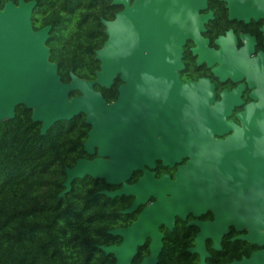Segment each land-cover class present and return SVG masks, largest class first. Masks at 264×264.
<instances>
[{
    "label": "water",
    "instance_id": "water-1",
    "mask_svg": "<svg viewBox=\"0 0 264 264\" xmlns=\"http://www.w3.org/2000/svg\"><path fill=\"white\" fill-rule=\"evenodd\" d=\"M226 2L229 17L243 19L264 18V0H219ZM122 5L112 20L101 19L107 39L95 50L100 68L94 79H83L70 73V81L62 82L57 64L49 60L46 45L51 26L35 30L31 22L35 0L7 1L0 7V121L13 118L15 107L23 104L31 109L33 121L41 123L44 134L59 120L85 115L90 125L83 149L93 159L79 158L72 167L65 168L63 195L76 178L86 175L103 179L107 184L120 186L104 189L108 197H134L124 213L135 211L137 218L125 227L109 230L121 237L118 245L101 246L113 254L114 264H133L138 247L150 239L149 254L138 264H157L162 249L163 234L159 226H173L175 215L184 218L192 211L199 215L206 209L215 213L213 221L197 222L200 232L192 251L200 253L201 262L207 254L204 239L211 237L219 248L222 233L229 225L247 228L240 238L264 245V100L250 104L241 115L243 126L250 132L238 131L227 141L213 140L208 134L215 127H226L219 116L227 102L206 121L205 101L187 100L186 120L190 129L186 137L167 135L157 142L151 129L168 127L173 123L167 116L182 109V88L173 71L180 67L182 43L193 37L202 44L199 32L211 14L200 15L207 0H112ZM264 29V26H263ZM204 41V40H203ZM120 75L124 82L115 101L108 102L94 86H112ZM264 82V77L262 78ZM192 90H194L192 88ZM79 94L70 97V92ZM197 94V92H196ZM264 96V92L263 95ZM168 106L162 110L164 120L151 121V106ZM196 107L197 119L189 115ZM171 149V151H169ZM189 152L199 163L181 168L178 180L170 183L166 177L151 180L150 174L134 184H128L133 170L153 157ZM172 191L174 194H164ZM152 193V194H151ZM150 197L154 200L148 204ZM236 264H264V250L253 253L249 262Z\"/></svg>",
    "mask_w": 264,
    "mask_h": 264
},
{
    "label": "trees",
    "instance_id": "trees-1",
    "mask_svg": "<svg viewBox=\"0 0 264 264\" xmlns=\"http://www.w3.org/2000/svg\"><path fill=\"white\" fill-rule=\"evenodd\" d=\"M7 1L0 0V7ZM35 1L32 26H51L46 45L61 81L69 82L71 72L94 79L100 68L95 50L107 39L101 19L112 20L122 5L112 0ZM94 88L108 102L116 96L115 85ZM78 94L72 91L70 97ZM31 114L19 104L13 118L0 121V264H114L113 254L101 246L118 245L121 237L109 230L137 218V211L123 212L132 196L108 197L101 191L115 186L88 175L74 179L60 195L65 168L79 158H92L82 145L90 125L81 113L56 121L41 134V123ZM168 245L165 241L157 264H170L165 260L172 249ZM147 253V244L140 246L133 264Z\"/></svg>",
    "mask_w": 264,
    "mask_h": 264
},
{
    "label": "flooded vegetation",
    "instance_id": "flooded-vegetation-1",
    "mask_svg": "<svg viewBox=\"0 0 264 264\" xmlns=\"http://www.w3.org/2000/svg\"><path fill=\"white\" fill-rule=\"evenodd\" d=\"M209 13L211 16L204 21L203 29L198 34L202 44L193 37L185 38L182 43L180 67L173 70L177 75V82L182 88L180 96V100L183 102L182 109L167 116V120L173 123V129L168 127L151 129L150 132L157 142H161L167 135H172L175 138L176 135L186 137L190 129L197 132L194 126H187L188 122L185 118V102L187 100L191 103L194 102L196 95L197 100L201 99L200 95L205 98L209 97V100L205 101V113L201 115L206 121H209L215 112H218L222 103L227 102L224 110L219 111V116L225 124H230V126L215 127L208 132L213 140L222 142L227 141L229 137L240 130L250 132L247 127L243 126L241 115L247 113L250 104L264 100V96H262L264 92L262 80L264 77V18H250L247 21L230 18L226 2L219 0H207L206 7L198 11L200 15ZM122 84L124 82L118 75L112 84V86L115 85L116 92L112 101L117 100ZM162 110L167 111L169 107L151 106V121L145 125L144 130H149L151 124L164 120L165 116L162 115ZM188 112L189 115L194 116L193 122L195 123L197 119L196 107L194 106ZM91 156L92 158L86 159H93L97 154L94 153ZM166 157L167 155L153 157L151 164L144 163L133 170L127 183L138 182L145 173L150 174L151 180L160 181L161 178L166 177L170 183H175L181 168H186L189 163L195 166L199 165L189 152L169 156V160H166ZM119 187L115 186L111 190ZM164 194L174 193L166 191ZM133 199L134 197H132L131 203ZM153 200L154 198L150 197L146 204ZM143 207L144 205H140L135 211L139 213ZM214 219V211L206 209L199 215L189 211L184 218L175 215L172 228L164 224L160 225L159 231L163 234V245L165 241H168V247L172 248L166 252V263L200 264V253L192 251L197 244L196 238L200 232L197 222H210ZM247 232L245 227L237 229L234 225H229L227 231L221 235L219 248L213 246L214 241L211 237L205 238L204 250L207 254L203 259V264L249 262L253 253L264 250V245L260 246L240 238ZM149 243L150 239H147L145 244H147L148 253L142 259L149 254Z\"/></svg>",
    "mask_w": 264,
    "mask_h": 264
}]
</instances>
